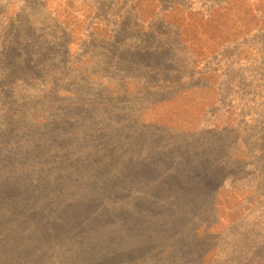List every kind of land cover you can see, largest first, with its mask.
Here are the masks:
<instances>
[{
    "label": "rangeland",
    "instance_id": "1",
    "mask_svg": "<svg viewBox=\"0 0 264 264\" xmlns=\"http://www.w3.org/2000/svg\"><path fill=\"white\" fill-rule=\"evenodd\" d=\"M0 264H264V0H0Z\"/></svg>",
    "mask_w": 264,
    "mask_h": 264
}]
</instances>
